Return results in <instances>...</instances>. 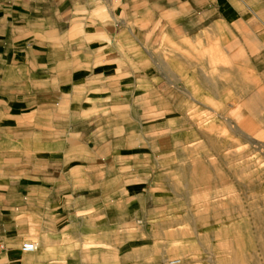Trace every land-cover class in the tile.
<instances>
[{"label": "crops", "instance_id": "1", "mask_svg": "<svg viewBox=\"0 0 264 264\" xmlns=\"http://www.w3.org/2000/svg\"><path fill=\"white\" fill-rule=\"evenodd\" d=\"M261 15L255 0H0V264H253L251 214L208 213L129 146L136 104L155 113L163 90L171 113L244 97L264 131ZM181 121L168 141L189 150L199 126ZM233 237L242 263L222 261Z\"/></svg>", "mask_w": 264, "mask_h": 264}, {"label": "rangeland", "instance_id": "2", "mask_svg": "<svg viewBox=\"0 0 264 264\" xmlns=\"http://www.w3.org/2000/svg\"><path fill=\"white\" fill-rule=\"evenodd\" d=\"M262 1L264 2L255 0V5ZM255 25L256 28H264V15L259 17ZM172 97L169 90L161 91L158 95V101L161 103L157 104L155 113L149 111V97L143 96L142 101L136 104L141 107L140 119L138 118L130 132H135V138L140 137L141 141L129 147L150 155L143 160L130 161V164H142L155 170L162 168L179 170L171 177L175 186L188 184L191 199L204 200L208 213L214 211L215 203H222L223 219L235 217L241 212L251 214L252 236L248 238V243L252 247L253 264H264V131L259 127L262 124V115L260 114L259 120L251 119V115L245 112L242 104L245 98L230 96L222 97L218 105H207L211 110L202 108L196 110L193 107L195 103L191 102L187 103L182 113H171L168 111L174 105ZM183 116H188L194 126H199L195 131H199L202 137V142L199 145H191L189 150L184 146L172 145L168 141L170 135L179 130ZM171 118H178L179 125L166 131V123ZM133 133L126 136L133 137ZM123 135L118 129H110L111 152L118 151V138ZM171 153L175 157L166 159L165 154ZM183 153L201 159L183 160L181 159ZM210 240L212 247L214 242L212 238ZM229 240L223 236V244ZM231 240L235 244L234 250L227 251L223 248L222 253L227 252L228 256L222 255V261L231 258L234 263H237V260L238 263H242L244 256H240V253H245V249L241 248L238 251L237 246L239 244L244 246L245 239L233 237ZM210 251L211 254L217 253V250ZM230 253L233 254L232 257ZM213 259V256L206 255V260H210L208 264H214Z\"/></svg>", "mask_w": 264, "mask_h": 264}, {"label": "built area", "instance_id": "3", "mask_svg": "<svg viewBox=\"0 0 264 264\" xmlns=\"http://www.w3.org/2000/svg\"><path fill=\"white\" fill-rule=\"evenodd\" d=\"M263 67H264V63H263ZM36 249H37V245L32 242H26L21 246V250L25 253H32L36 251Z\"/></svg>", "mask_w": 264, "mask_h": 264}]
</instances>
